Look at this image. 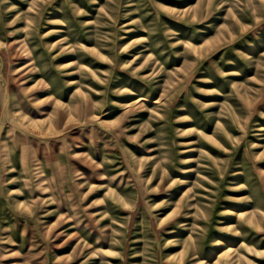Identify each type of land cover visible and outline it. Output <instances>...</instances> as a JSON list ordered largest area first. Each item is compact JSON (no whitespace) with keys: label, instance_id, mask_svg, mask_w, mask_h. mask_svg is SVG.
Masks as SVG:
<instances>
[{"label":"rangeland","instance_id":"obj_1","mask_svg":"<svg viewBox=\"0 0 264 264\" xmlns=\"http://www.w3.org/2000/svg\"><path fill=\"white\" fill-rule=\"evenodd\" d=\"M0 264H264V0H0Z\"/></svg>","mask_w":264,"mask_h":264}]
</instances>
